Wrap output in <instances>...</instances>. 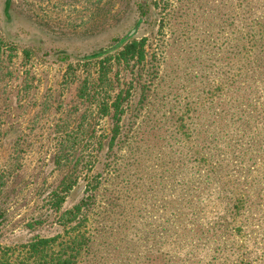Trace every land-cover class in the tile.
<instances>
[{
  "label": "rangeland",
  "instance_id": "374dc122",
  "mask_svg": "<svg viewBox=\"0 0 264 264\" xmlns=\"http://www.w3.org/2000/svg\"><path fill=\"white\" fill-rule=\"evenodd\" d=\"M9 2L0 264H264V0Z\"/></svg>",
  "mask_w": 264,
  "mask_h": 264
},
{
  "label": "trees",
  "instance_id": "16d2710c",
  "mask_svg": "<svg viewBox=\"0 0 264 264\" xmlns=\"http://www.w3.org/2000/svg\"><path fill=\"white\" fill-rule=\"evenodd\" d=\"M8 0V6L9 2ZM263 33V32H261ZM264 36V34H263ZM262 37V36H261ZM261 41V39L259 40ZM121 49L120 55L125 59L129 57L131 59L144 60L145 59V41L140 42L134 41L130 42V36L125 40L121 41L117 48H114L113 51ZM112 52V50L110 51ZM105 52L104 54L98 57H108ZM117 100L112 104V108L115 111L114 118L116 121H120V104ZM58 238L53 239H40L38 242L32 244L29 249L31 252V257L27 264H76L78 261V254L81 252L80 248L76 246V239L71 244V247H64L60 251L55 250L53 245L57 242Z\"/></svg>",
  "mask_w": 264,
  "mask_h": 264
},
{
  "label": "water",
  "instance_id": "95a60500",
  "mask_svg": "<svg viewBox=\"0 0 264 264\" xmlns=\"http://www.w3.org/2000/svg\"><path fill=\"white\" fill-rule=\"evenodd\" d=\"M133 34H131L130 36H132Z\"/></svg>",
  "mask_w": 264,
  "mask_h": 264
}]
</instances>
